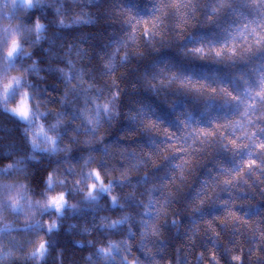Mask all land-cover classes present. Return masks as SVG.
Segmentation results:
<instances>
[{
  "label": "clouds",
  "instance_id": "obj_1",
  "mask_svg": "<svg viewBox=\"0 0 264 264\" xmlns=\"http://www.w3.org/2000/svg\"><path fill=\"white\" fill-rule=\"evenodd\" d=\"M15 4L16 0H6V5L0 0V264L206 261L208 252L215 250L209 242H216L212 236L193 234L192 223L221 209L197 210L201 180L189 187L188 168L184 179L170 180L174 162L181 159L173 154V145L187 144L184 138L193 126H210L238 112L240 105L180 87L177 80L189 75L163 61L149 65L129 84L132 62L149 49L180 40L175 35L153 44L138 33L126 49L127 58L113 70L106 69L114 45L127 40L135 19L155 14L157 0H64L61 15L58 2L27 10L14 8ZM82 12L94 22L72 23ZM256 12L260 10L248 0H240L239 8L230 7V15L241 18ZM37 25L42 32H37ZM185 39L190 40L191 33ZM188 49L181 51L199 58ZM258 72L264 67L232 76L231 91L241 95L244 80L254 83ZM173 74L176 79H171ZM193 79L225 86L215 76ZM130 92L144 99H129ZM149 92L168 93L174 120L165 122L155 103L149 102ZM181 93L193 94L196 100L191 103L197 107L176 99ZM22 101L29 108L27 117L15 111ZM153 121L158 127L151 126ZM219 163L213 161L210 167L219 171ZM204 174L212 176L207 168ZM230 191L221 193L228 197ZM61 193V208L48 204ZM153 198L160 201V211L149 232L141 221L146 202ZM122 216H129L130 222L109 227ZM41 242L46 247L43 256L38 254ZM202 246L204 257L196 255ZM225 256L233 264L231 249Z\"/></svg>",
  "mask_w": 264,
  "mask_h": 264
},
{
  "label": "snow or ice",
  "instance_id": "obj_2",
  "mask_svg": "<svg viewBox=\"0 0 264 264\" xmlns=\"http://www.w3.org/2000/svg\"><path fill=\"white\" fill-rule=\"evenodd\" d=\"M45 2H58L60 7H57V14L61 15L63 11L64 0H35L34 3H25V0H16L14 8L20 10H27L33 7H39ZM91 2V0H89ZM250 6L258 8L261 13V19L258 23H246L242 25L243 31L238 35L242 39V43L239 45L233 39L231 44L225 43L219 47L212 41L207 44L201 42L197 46H193L188 49L193 55L203 59L206 56H213L218 59H246L249 54L254 53L256 50H264V0H248ZM6 5V0H5ZM194 7L192 0H157V7L155 14L150 18L135 19L133 23L132 32L129 34L127 40L123 42H117L112 49L110 56L106 60L105 67L108 71L113 70L118 61L127 58L128 45L134 43L137 40V34L143 36H155L159 32V26L163 21V17L168 14V10L171 9L175 13H179L183 19L186 16L185 9ZM233 7L231 0H216L215 5L212 7L214 14H219L222 9ZM94 22V18L87 13H81L79 18H73L72 23L91 24ZM207 22L214 23L211 17L207 19ZM63 23V21H61ZM41 26L37 25V32H42ZM207 45V47H206ZM16 44H13L12 51H15ZM82 50V49H81ZM78 50V53L79 54ZM228 54L227 56L225 54ZM11 55V52L9 53ZM67 78L71 79L72 74H66ZM171 79H176L175 74ZM171 79L168 81L171 83ZM244 80V77H241ZM161 83H164L161 81ZM180 87L189 89L197 93L210 92L213 95H217L219 98H227L233 102H236L242 106L239 113V119L226 120L225 123H215L213 128H192V131L185 136V140L189 141L188 147H183L181 144L173 145L175 151L173 154L179 155L181 159L174 162V169L170 176L171 181H175L177 178H185V169L189 167L191 160L192 146L197 141L201 144H207L212 138H217V143L221 148L226 151L233 152V165L225 166L223 163H219V171L212 173L211 179H205L201 182L200 188L196 192L195 202L199 204V210H206V205L211 203V206H218L222 211V216H214L212 220H194L191 230L193 234H197L200 231V224L203 222L206 225L208 231H211L215 237H219L220 233L215 231L213 227L214 222H219L224 226L229 224L235 227V231L239 232L240 227L251 226V216L259 215L252 207H249L243 215L235 211L237 207V201L240 196L235 195L236 191H240V185H248V177H256V181L260 184H264V138H261V134H264V125L257 124V121H264V72H261L257 78L256 86H253L251 81L244 80V89L241 95H235L228 86L217 85L211 87L205 80V83H201L200 80H194L192 76H184L177 80ZM155 86V85H154ZM222 94V95H220ZM105 105V109H107ZM259 109V114H257ZM21 116L27 117L29 114V108L26 101H22L15 109ZM152 127H158L153 121ZM231 130L232 135H228V131ZM169 138L172 139L169 134ZM231 146V147H229ZM239 156L240 159L237 162L235 157ZM257 172L260 176H257ZM168 173H166L167 175ZM99 177L100 173H95ZM51 182V181H50ZM95 188V185L92 186ZM107 187V186H105ZM228 189L232 191L228 192L227 199H217L221 192H225ZM264 191V188L261 189ZM114 203L116 198L113 197ZM64 196L59 194L52 197L49 201V205H55L58 209L63 206ZM160 201L153 198L146 202V208L141 223L143 226L151 232L153 229L154 218L159 214ZM211 215V214H209ZM130 222L129 216H122L116 223L110 224L109 227L115 228L118 225L127 224ZM54 227V225L50 226ZM253 237L260 240L259 247H264V229H253ZM256 249L249 248V253L254 252ZM46 251L44 242H41L38 248V254L43 256ZM209 259H201L198 264H220L214 251H209ZM201 257H204V253H200ZM264 258V257H262ZM231 259L235 264H244L245 257L240 254L231 256Z\"/></svg>",
  "mask_w": 264,
  "mask_h": 264
},
{
  "label": "trees",
  "instance_id": "obj_3",
  "mask_svg": "<svg viewBox=\"0 0 264 264\" xmlns=\"http://www.w3.org/2000/svg\"><path fill=\"white\" fill-rule=\"evenodd\" d=\"M233 7L239 8L240 0H231ZM194 7H189L185 9L186 16L181 18L179 13L173 12L171 9L168 10V14L163 17V21L159 26V32L153 36H143V40H152L153 44L161 40H170L173 35L183 40L187 34L191 33V39H185L183 41L176 40L171 43L165 44L158 50H148L144 57L139 60L133 61L132 67L129 68L127 79L129 84L136 82L139 76L148 69L149 65L157 62L163 61L166 64L173 65L176 70L190 75L196 79H200L203 76H215L221 79L225 86L231 87L229 82L230 78L236 75L238 72H257L261 67H264V51L256 50L255 55L249 54L246 59H239L236 61L228 59H218L213 56H206L203 59H199L190 55H185L181 49L191 48L197 46L201 42L212 41L217 47L228 43L231 44L233 39L239 45L242 43L241 37L238 35L239 32L243 31L242 25L246 23H258L261 19V13L256 12L253 15L241 18L239 14L236 16L230 15V8L222 9L217 15L212 12V7L215 5L216 0H192ZM211 17L214 23L207 22V19ZM175 29L173 33L171 29ZM111 31V30H110ZM115 46V45H114ZM207 47V45H206ZM228 55L227 53L225 54ZM220 60L231 61V62H220ZM261 72L257 73L255 82H251L253 86L257 84V78ZM205 83V81H200ZM231 90V88H230ZM194 92V91H193ZM235 94V93H234ZM151 97L149 102H154L156 110L159 114L166 118L165 122L169 120H174L175 116L171 111V105L167 100L168 93L163 95H153L151 92L148 93ZM129 99H144L143 95L136 96L129 93ZM178 100L185 101L190 108L197 107L196 103H191L196 100V97L191 93H181L176 97ZM242 106H240L239 111L231 115L226 116L222 120H214L211 125H199L198 128H213L215 123L223 124L226 120H232L234 118L239 119V113ZM259 114V109L256 110ZM257 124L264 125V121H257ZM196 126H193V128ZM192 131V130H191ZM228 135L231 136V130L228 131ZM261 138H264V134H261ZM191 138L187 144L182 142L181 146L188 147ZM231 147V146H229ZM191 151V163L188 167V172L191 173L188 176L189 184L191 187L195 179H200L201 182L205 179H211L210 176L205 175V169L212 173L216 172V169L210 167L213 161H219L225 166L233 165V152L226 151L219 146L217 143V138H212L209 143L201 144L199 141L192 146ZM237 162L240 157H235ZM257 176L260 173L257 172ZM264 179V176L260 177ZM248 185L241 184L240 187V199L237 201V207L235 211L243 215L249 207H252L259 215L251 216V226L250 227H240L239 232L235 231V227L231 224L224 226L218 221L214 222L213 227L215 231L220 233L217 238L213 235L211 231H208L206 225L201 222L200 231L198 234H203L206 239L208 236H212L215 240V244L209 242V248H215L214 252L220 261V264H228V258L225 256L226 249H231L232 255L240 254L245 257L244 264H264V247H259L260 240L258 237H253V229H264V184H260L256 181V177H248ZM187 191V188H184ZM222 199H227L228 197L220 193ZM207 209H212L211 203L205 206ZM177 210L179 206L177 205ZM223 211H212L211 215H207L205 220H212L214 216H222ZM173 219H181L182 223H187L183 217H172ZM249 248L256 249L254 252L249 253ZM205 251L202 246L196 253L199 255L201 252ZM210 258V254L206 259ZM233 264L235 262L232 260Z\"/></svg>",
  "mask_w": 264,
  "mask_h": 264
}]
</instances>
